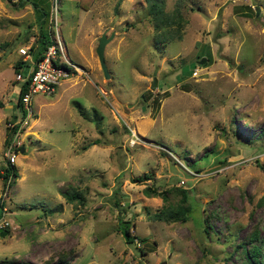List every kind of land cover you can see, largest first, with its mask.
Segmentation results:
<instances>
[{"label":"rangeland","instance_id":"374dc122","mask_svg":"<svg viewBox=\"0 0 264 264\" xmlns=\"http://www.w3.org/2000/svg\"><path fill=\"white\" fill-rule=\"evenodd\" d=\"M77 1L51 0L45 29L79 72L32 96L16 176L4 190L0 179V264H247L239 244L252 230L264 252V0ZM37 35L30 4L0 0V165L21 117L18 50ZM181 190L184 220H157Z\"/></svg>","mask_w":264,"mask_h":264},{"label":"built area","instance_id":"2783aa9c","mask_svg":"<svg viewBox=\"0 0 264 264\" xmlns=\"http://www.w3.org/2000/svg\"><path fill=\"white\" fill-rule=\"evenodd\" d=\"M53 26L55 27L56 22V6H53ZM51 18V15H50ZM29 46L26 48H20L18 51L21 55H24L28 60H23L26 62L25 68L26 72L23 73L19 71L15 75L16 82L20 84H25L24 90L20 96V119L14 118L7 123L9 129V135L6 139L5 149L3 152V165H14V148L17 143L15 139L18 135L28 126L29 119L33 116L32 108V96L36 93L51 95L55 91V87L59 80L68 78L73 73L79 72L74 64L66 60L62 56V45L58 40V36L54 37V42L46 46V49L42 52L38 59H33L31 54L28 52ZM196 73V72H193ZM137 137L133 130L129 129L128 145H133ZM3 170L0 168V174ZM2 181V190L7 188L13 177L11 173L7 175L5 179L0 178ZM1 207V206H0ZM2 214V207H1Z\"/></svg>","mask_w":264,"mask_h":264},{"label":"trees","instance_id":"16d2710c","mask_svg":"<svg viewBox=\"0 0 264 264\" xmlns=\"http://www.w3.org/2000/svg\"><path fill=\"white\" fill-rule=\"evenodd\" d=\"M25 1L28 4L31 5L32 9L37 14V37H36V46L30 45L28 52L31 54L33 59H38L42 52L46 49V46L54 42L53 36H50L49 30L45 29V25L47 24L48 18L50 16V8L51 7V0H20ZM92 0H78L77 6H79L83 10H87L90 6ZM157 3L154 2V4L151 7L153 12V17H157L158 12L160 11L159 6L157 7ZM167 20H165V23ZM26 62L23 60H18L15 66V71L18 73L25 67ZM25 84L18 85V91H17V97H16V105L18 108L20 107V96L24 90ZM20 111V110H19ZM14 117H12L13 120ZM8 135L5 136L4 141H6ZM258 168L263 171L264 173V166L261 164H257ZM0 168L3 170V173L0 174V178L5 179L9 173H11V176H16L15 167L13 165H7L4 166L3 162L0 165ZM148 179L147 175L138 176L136 178H131V181H143ZM13 181V180H12ZM144 195L149 196H159L162 199H165L166 196L164 194V191H157L152 188H144L143 190ZM182 198H181V204H178L175 208H169L166 211L159 210L154 214V217L157 220H163L166 222H173V221H183L185 216L188 213V205H184L183 203L186 202L187 198V192L185 190H181ZM62 196L65 198L66 201L71 202L74 200L82 201L83 196L81 195V192L79 191H71V192H62ZM0 214H1V207H0ZM128 221H122L121 224H119L120 232L124 238V241L126 243H132L135 236L130 233V229L128 228V225L126 224ZM123 224V225H122ZM5 230V229H4ZM256 238V232L255 230H252L246 240L240 242V246L242 247L241 252L243 253L244 260L248 264L251 261H257L262 255L264 256V252L261 251L259 246L252 244V241ZM144 239V238H142ZM246 242H249L251 244L250 247H245L244 244ZM140 249V248H139ZM141 252V250H140ZM16 264H25V263H16Z\"/></svg>","mask_w":264,"mask_h":264},{"label":"water","instance_id":"95a60500","mask_svg":"<svg viewBox=\"0 0 264 264\" xmlns=\"http://www.w3.org/2000/svg\"><path fill=\"white\" fill-rule=\"evenodd\" d=\"M112 37V33L109 36H106L104 33L100 34V36L97 39V44L94 48V52L102 73L103 78H108L109 74L104 62V47L105 44L107 43V41ZM204 62V58L201 57L199 60V63H203ZM240 67L237 66V69H239ZM152 83H153V79H152ZM20 151H22V148H20ZM5 230H0V235H3L5 232ZM160 264H164V262H161Z\"/></svg>","mask_w":264,"mask_h":264}]
</instances>
